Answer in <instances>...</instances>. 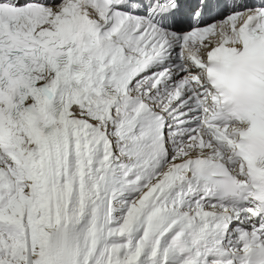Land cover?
I'll return each instance as SVG.
<instances>
[{"label":"snow or ice","instance_id":"snow-or-ice-1","mask_svg":"<svg viewBox=\"0 0 264 264\" xmlns=\"http://www.w3.org/2000/svg\"><path fill=\"white\" fill-rule=\"evenodd\" d=\"M0 264H264V0H0Z\"/></svg>","mask_w":264,"mask_h":264}]
</instances>
